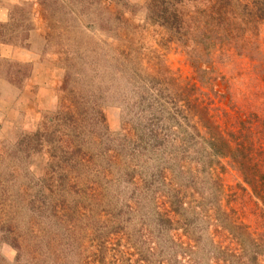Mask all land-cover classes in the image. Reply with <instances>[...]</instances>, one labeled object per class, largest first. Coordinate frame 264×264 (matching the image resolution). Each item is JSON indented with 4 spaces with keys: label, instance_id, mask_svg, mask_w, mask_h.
I'll use <instances>...</instances> for the list:
<instances>
[{
    "label": "rangeland",
    "instance_id": "1",
    "mask_svg": "<svg viewBox=\"0 0 264 264\" xmlns=\"http://www.w3.org/2000/svg\"><path fill=\"white\" fill-rule=\"evenodd\" d=\"M203 1L0 0V264H264V0Z\"/></svg>",
    "mask_w": 264,
    "mask_h": 264
},
{
    "label": "trees",
    "instance_id": "2",
    "mask_svg": "<svg viewBox=\"0 0 264 264\" xmlns=\"http://www.w3.org/2000/svg\"><path fill=\"white\" fill-rule=\"evenodd\" d=\"M203 2H209V0H205ZM225 14H226V12L224 13V15ZM196 15H198V13ZM253 15H256L255 17H260V18L264 19V3H262V7L261 6L258 7V11ZM182 17H184V14H182ZM192 17L194 19L193 15H192ZM230 30H231V34L234 33V35H240V33L244 31V29L238 25L231 27ZM206 145L209 147L208 149L210 150L209 153L211 156L210 158L207 156L204 157L206 160H208V162H210V160L211 161L215 160V158L217 159V158H221V157L225 156L224 154H222L221 149L224 148L225 150H227V147H228V149H230V146H227V143L223 140H218V142H217L215 139H212V140L208 141ZM221 146H223V148L220 149ZM237 148L239 150L241 149L239 146H237ZM236 152L238 153L239 151H236ZM248 233H250V232H248ZM248 236H250V234H248Z\"/></svg>",
    "mask_w": 264,
    "mask_h": 264
},
{
    "label": "crops",
    "instance_id": "3",
    "mask_svg": "<svg viewBox=\"0 0 264 264\" xmlns=\"http://www.w3.org/2000/svg\"><path fill=\"white\" fill-rule=\"evenodd\" d=\"M2 8H0V10H1Z\"/></svg>",
    "mask_w": 264,
    "mask_h": 264
}]
</instances>
